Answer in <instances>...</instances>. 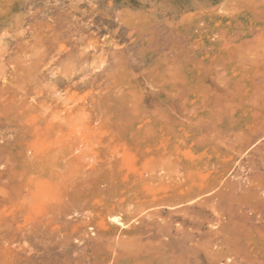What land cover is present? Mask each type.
Instances as JSON below:
<instances>
[{
  "label": "rangeland",
  "instance_id": "obj_1",
  "mask_svg": "<svg viewBox=\"0 0 264 264\" xmlns=\"http://www.w3.org/2000/svg\"><path fill=\"white\" fill-rule=\"evenodd\" d=\"M0 264H264V0H0Z\"/></svg>",
  "mask_w": 264,
  "mask_h": 264
}]
</instances>
